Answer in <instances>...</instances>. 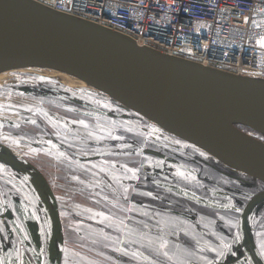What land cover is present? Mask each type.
Wrapping results in <instances>:
<instances>
[{"label": "water", "instance_id": "obj_1", "mask_svg": "<svg viewBox=\"0 0 264 264\" xmlns=\"http://www.w3.org/2000/svg\"><path fill=\"white\" fill-rule=\"evenodd\" d=\"M31 67L64 73L118 107V111L115 107L106 110L67 95L68 109L78 107L125 118L134 114L136 118L132 115L131 121L145 122L192 146L225 166L230 178L242 174L244 180L237 175V182H256L257 193L243 209L264 197L260 189L264 187V79L139 46L125 35L32 0H0V72ZM32 91L30 94L35 95L37 90ZM39 91L44 95L37 96L48 99L59 95L52 90ZM6 150L5 161L17 165L12 152ZM143 152L162 155L150 149ZM46 190L44 194L38 188L52 221L48 254L54 256L57 252L60 258L62 236L57 205L49 187ZM206 205L215 210L220 207L209 202ZM229 258H233L232 252ZM218 261H227V257L221 256ZM257 264H262L260 252Z\"/></svg>", "mask_w": 264, "mask_h": 264}, {"label": "rangeland", "instance_id": "obj_2", "mask_svg": "<svg viewBox=\"0 0 264 264\" xmlns=\"http://www.w3.org/2000/svg\"><path fill=\"white\" fill-rule=\"evenodd\" d=\"M32 90H37L35 95H44L39 90H52L59 95H68L72 99L90 102L106 110H114L115 107V110L118 111L116 103H111V100L108 98L103 97L102 99V97L95 96L96 93H93L88 87L81 85L76 79L61 72L31 67L0 72V120L9 119L10 124L20 123L17 119H22L23 114L28 115L31 119L32 105L30 100L34 98H29L27 94L33 93ZM18 99L23 100L24 103L18 102ZM69 105L71 104L69 103ZM20 110L23 114L18 112ZM26 110L30 112H25ZM89 114L93 115L95 119L92 120H97V123L104 129H107L109 126L124 125L135 132L141 133L142 131L137 127L135 119L132 121L127 119L131 118V116L125 119L122 116L112 117L104 114ZM132 115L135 117L134 114ZM13 119L15 120L11 121ZM85 120L89 121L87 118ZM9 122H5L4 120L0 125L5 123V126H7ZM24 124L27 125L29 123ZM135 132H133L134 137L129 133L123 135L128 138L138 139L135 138ZM108 137L115 138L116 135L112 133ZM14 138L3 134L1 140L12 145H19L18 140ZM16 138L18 139L17 136ZM147 138L148 143L145 144L147 149L162 155L168 154L172 156L176 154L174 156L180 162L186 163L188 166L190 165L189 169L191 173L186 172V174H183L185 176L184 179L180 178L177 180L167 175L170 179L168 184L181 185L185 188L186 194L200 195L206 198L208 202L214 204V206H220L216 210H212L206 204H198V200H189L177 192H166L168 190L160 183L162 178L156 173L150 176L143 175L149 169L156 171L155 168H146L144 161L142 167L139 169L142 177L140 176L137 179L135 177H128L126 180L128 183L127 188L132 186L131 189L133 191L130 196L133 203L129 202V204H135L143 208L148 207L152 211L163 209L165 213L170 212L171 215L174 212H178L179 214L176 215V221L171 220L168 223L171 227L175 226L180 229L179 236H176V238L175 235H169L177 243L181 244V247L179 246L178 249L180 250L179 254L172 243L150 239L149 243L152 246H150L148 252L152 257L163 264H226L227 261H231L232 259L234 261L228 262L229 264H257L258 253L260 251V260L264 264V203L257 204V202L264 201V197L259 198L254 203L251 202L246 209H243L248 200H251L250 198L253 197L252 194L257 193L258 184L249 180V183L237 182L235 179L237 175L244 180L242 174H237L230 178L225 172V166L212 160L192 146L175 140L149 124ZM96 139L98 140L99 137L96 136ZM103 140L104 138L101 137L100 141ZM25 147L30 152L27 149L29 147ZM32 151L34 152V150ZM191 157L193 159L190 160ZM207 160L211 163H208ZM202 161H205L206 164ZM123 174L126 175L125 172ZM260 189L264 190V187H260ZM123 193H126L125 190H123ZM81 206L92 210V216L96 218H111L109 212H103L101 209L100 212L98 209H91L89 204H81ZM95 206L99 207L98 204H95ZM205 211L210 213H206ZM206 225L210 226L207 227V231L205 229ZM167 230L171 229L167 228ZM104 231L109 234V237H117L115 228L112 231ZM159 231L167 235L165 229L161 228ZM245 231H247V234H244ZM82 234L88 237L84 231H82ZM92 239L86 238L84 244L99 249V246L103 247L106 242L94 239V237ZM126 245L134 248L130 242L126 241ZM112 246L116 247V245ZM230 252H232L233 258L228 259ZM171 254L177 255L180 261L178 263L174 262ZM221 256L227 257V261H218ZM207 258H210L209 262Z\"/></svg>", "mask_w": 264, "mask_h": 264}, {"label": "flooded vegetation", "instance_id": "obj_3", "mask_svg": "<svg viewBox=\"0 0 264 264\" xmlns=\"http://www.w3.org/2000/svg\"><path fill=\"white\" fill-rule=\"evenodd\" d=\"M57 96L48 99L30 94L29 98H34L30 100L31 119L20 110L18 112L23 114L22 119H17L20 123L10 124L9 122L7 126L5 123L0 125V264H28L29 262L31 264H61L63 262V239L59 252L60 258L57 257V252L54 256L48 254V245L53 234L52 221L40 198L39 187L44 194L47 191L46 187H49L57 205L58 215L65 209V206L61 204H67V201L62 198L64 194L60 192H69L68 188L60 184L61 182L65 185L71 184L73 189L85 187L93 191V197L90 199L93 204H109V207L123 208L129 202L133 203L130 199L133 192L132 186L127 188V178L137 179L141 175L139 169L144 161L145 167H148V156H160L143 152L147 150L145 144L148 140L145 135L148 134V124L142 121L137 122V127L142 131L140 136L136 135L135 138L138 139H135L134 144L133 138L123 135L129 133L133 137L132 129H125L124 126L121 130L117 129L116 134L113 133L116 135L115 138L109 137L107 140L97 142L87 139L85 134V137L81 135L77 140L65 127L68 121L70 122L68 119H74V121L79 119L69 114L74 111L66 107L68 97L63 94ZM17 101L24 103L21 99ZM45 107H48V110L45 111ZM51 111L57 114L53 115ZM46 114L49 117H43ZM129 116L131 118L127 119L131 121L132 115L129 114ZM82 117L79 121H82ZM50 118L57 120L58 125L54 130L51 128L53 126L50 127ZM79 127L81 128L80 125ZM3 134L15 137L19 145L3 142L1 140ZM25 146L29 147L27 149L30 152ZM5 148L12 152L18 161L17 165L5 161L7 156ZM136 153L143 154L147 159L144 157L140 159V156L133 159L132 154ZM71 161L87 162V164L86 166L73 164L72 171H68ZM61 174L69 179L60 181L58 178L62 177ZM146 174L145 172L143 175L147 176ZM123 190L126 193H123ZM90 201L89 204H91ZM107 225L110 226L104 229L112 227L113 224ZM60 234L62 236L61 227ZM174 234L179 235L178 232ZM124 242V247L129 248V254H131V246ZM56 246L59 248V243H56ZM99 247L102 254L90 257L93 263L127 264L129 262L124 256L118 254L116 247L113 248L110 243ZM134 251L143 255L146 263L149 261L161 263L141 248H135Z\"/></svg>", "mask_w": 264, "mask_h": 264}, {"label": "built area", "instance_id": "obj_4", "mask_svg": "<svg viewBox=\"0 0 264 264\" xmlns=\"http://www.w3.org/2000/svg\"><path fill=\"white\" fill-rule=\"evenodd\" d=\"M207 67L264 79V0H32Z\"/></svg>", "mask_w": 264, "mask_h": 264}, {"label": "crops", "instance_id": "obj_5", "mask_svg": "<svg viewBox=\"0 0 264 264\" xmlns=\"http://www.w3.org/2000/svg\"><path fill=\"white\" fill-rule=\"evenodd\" d=\"M262 45L264 46V38L262 39ZM47 108L48 107H45L44 110H48ZM70 109L74 112H71L69 114L74 115L75 118H78L80 120L81 116H83L82 121H74V119H68L70 120V122L68 121V124L65 127L68 132L74 134L77 140L81 135L85 137V134L93 141L100 142L101 137H103L104 140H107L109 138L108 136H110L112 133L116 134L117 129L121 130L124 126H109L107 129H104L99 123H97V120H92L95 118L94 116L89 114L90 112H86L84 109H82L81 111L78 107H71ZM66 112L68 113V111ZM51 113L53 115L57 114L55 111H51ZM46 116L49 117L47 114L43 115V117ZM53 118H50L49 121L50 127L53 126L51 127L52 130H54L58 125L57 120H54ZM86 118L89 119V121H86ZM79 125L81 126V128L79 127ZM96 136L99 137L98 140L96 139ZM132 155L133 159H135L137 156H140V159H142L143 157L147 159V157L143 154L136 153ZM70 163L71 164L68 166V171L73 168V164H77L80 166H86L87 164V162L80 163V161H71ZM147 165L149 168H155L156 171H151L149 169L148 171H146V175L150 176L156 173L159 177H161L162 180L160 181V183L166 188V190H168L166 192H177L189 200H198V204H208L207 199L201 197L200 195L197 196L193 194H186V190L183 186L168 184L170 181L168 176L179 180L180 178H185L183 174H186V172L191 173L189 169L190 165L188 166L186 163L180 162V160H178V158H176L175 156L170 155H160L153 157L148 156ZM61 176L62 177L58 178L60 181H67L69 179L64 174H61ZM173 182L175 183L174 180ZM60 184L69 189V192H60V194H64V196H67H62V198L67 201V204H61L65 206V209L61 210L58 215L63 239V262L61 264H96L90 260V257L94 256L95 254L98 256V254H102V252L97 248H92L84 244L86 238L92 239L93 237L94 239L106 241L105 243H110L111 246L116 245L115 249L118 250V254L124 256L129 261L127 264H160L158 262L154 263L152 261L146 263L144 256L134 251L135 248H141L144 251L148 252L150 250V246H152L149 243L150 239L172 243V245L176 248L177 253L179 254L180 250L178 249L179 246L181 247V244L177 243V241L171 238L169 235L174 236V233H179L180 229L175 226L171 227L168 224L171 220H177L176 215H179L178 212H174L173 215H171L170 212L165 213L163 209L152 211L148 207L143 208L135 204H126L123 206V208L115 206L109 207V204H98L99 207H97L90 201V199H92L93 197V191L87 190L85 187H77L73 189L71 184L65 185L62 182ZM89 201L91 204H89ZM81 204H89L91 209H98L99 212L100 209L103 212L105 210L112 211L111 213L109 212L111 218H96L92 216V210L83 208ZM209 208L212 207L210 206ZM205 212L210 213L208 211ZM107 224L113 225L110 228L104 229V227L110 226ZM207 227L210 226H205L206 231L208 230ZM114 228L116 229L115 233L117 234V237H109V234L104 231L108 229L112 231V229ZM161 228L167 231V235L160 233L159 229L161 230ZM167 228H170L171 230H167ZM82 231H84L88 235V237H85L82 234ZM124 241L130 242L134 246V248L131 247V254H129V248L124 247ZM171 255L174 262L178 263L180 261L177 255ZM209 260L210 258H207L208 262Z\"/></svg>", "mask_w": 264, "mask_h": 264}, {"label": "trees", "instance_id": "obj_6", "mask_svg": "<svg viewBox=\"0 0 264 264\" xmlns=\"http://www.w3.org/2000/svg\"><path fill=\"white\" fill-rule=\"evenodd\" d=\"M238 127L241 128V129H244L246 131H251L250 129H248V128L244 127V126H241V125H239Z\"/></svg>", "mask_w": 264, "mask_h": 264}, {"label": "snow or ice", "instance_id": "obj_7", "mask_svg": "<svg viewBox=\"0 0 264 264\" xmlns=\"http://www.w3.org/2000/svg\"><path fill=\"white\" fill-rule=\"evenodd\" d=\"M81 123H83V122H81ZM149 195H150V193H149ZM165 255H166V253H165Z\"/></svg>", "mask_w": 264, "mask_h": 264}]
</instances>
